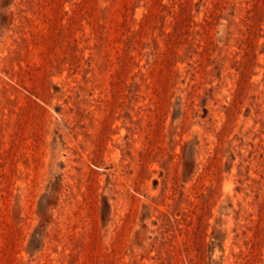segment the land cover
<instances>
[{
	"label": "rangeland",
	"instance_id": "374dc122",
	"mask_svg": "<svg viewBox=\"0 0 264 264\" xmlns=\"http://www.w3.org/2000/svg\"><path fill=\"white\" fill-rule=\"evenodd\" d=\"M0 264H264V0H0Z\"/></svg>",
	"mask_w": 264,
	"mask_h": 264
}]
</instances>
